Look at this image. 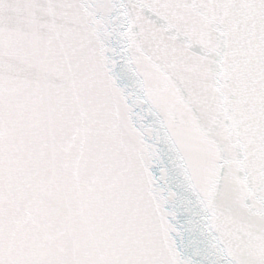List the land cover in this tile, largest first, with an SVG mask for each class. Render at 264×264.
<instances>
[{
  "label": "snow or ice",
  "instance_id": "snow-or-ice-1",
  "mask_svg": "<svg viewBox=\"0 0 264 264\" xmlns=\"http://www.w3.org/2000/svg\"><path fill=\"white\" fill-rule=\"evenodd\" d=\"M0 264H264V0H0Z\"/></svg>",
  "mask_w": 264,
  "mask_h": 264
}]
</instances>
